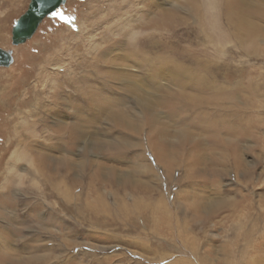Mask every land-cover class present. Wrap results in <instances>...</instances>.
<instances>
[{"label": "rangeland", "instance_id": "1", "mask_svg": "<svg viewBox=\"0 0 264 264\" xmlns=\"http://www.w3.org/2000/svg\"><path fill=\"white\" fill-rule=\"evenodd\" d=\"M30 1L0 0V264H264V0H67L13 45Z\"/></svg>", "mask_w": 264, "mask_h": 264}, {"label": "water", "instance_id": "2", "mask_svg": "<svg viewBox=\"0 0 264 264\" xmlns=\"http://www.w3.org/2000/svg\"><path fill=\"white\" fill-rule=\"evenodd\" d=\"M67 0H31L27 11L13 26L12 43L20 45L31 39L46 17H53ZM14 62L13 50L0 48V67H9Z\"/></svg>", "mask_w": 264, "mask_h": 264}, {"label": "bare ground", "instance_id": "3", "mask_svg": "<svg viewBox=\"0 0 264 264\" xmlns=\"http://www.w3.org/2000/svg\"><path fill=\"white\" fill-rule=\"evenodd\" d=\"M208 1H209V2H208ZM207 2L209 3V7L214 8L213 5H214L215 0H207ZM163 15H165V14H163ZM164 17H165V16H164ZM46 18H52V17H46ZM46 18H45V19H46ZM34 35H35V34H34ZM34 35H33V36H34ZM27 41H28V40H27ZM27 41H26V42H27ZM22 44H24V43H22ZM196 86H198V84H196ZM200 87H201V88H200L201 91H204V92H205L206 89L208 90V88L205 89V88H204L205 86H203V85H201ZM202 88H204V89H202Z\"/></svg>", "mask_w": 264, "mask_h": 264}, {"label": "snow or ice", "instance_id": "4", "mask_svg": "<svg viewBox=\"0 0 264 264\" xmlns=\"http://www.w3.org/2000/svg\"><path fill=\"white\" fill-rule=\"evenodd\" d=\"M52 15L55 17V16H60L63 18L64 14H63V11L60 10V11H53L52 12ZM72 19H75V18H72Z\"/></svg>", "mask_w": 264, "mask_h": 264}]
</instances>
